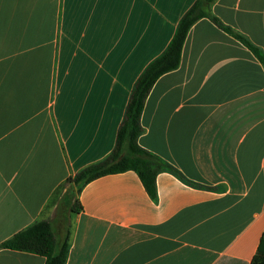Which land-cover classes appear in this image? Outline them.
Returning a JSON list of instances; mask_svg holds the SVG:
<instances>
[{"label":"crops","instance_id":"0c3cea01","mask_svg":"<svg viewBox=\"0 0 264 264\" xmlns=\"http://www.w3.org/2000/svg\"><path fill=\"white\" fill-rule=\"evenodd\" d=\"M196 0H0V244L48 220L65 264H257L264 259V65L207 18L150 89L138 144L163 171L63 187L107 157L134 84ZM211 12L264 53V0ZM45 258L0 248V264Z\"/></svg>","mask_w":264,"mask_h":264},{"label":"trees","instance_id":"16d2710c","mask_svg":"<svg viewBox=\"0 0 264 264\" xmlns=\"http://www.w3.org/2000/svg\"><path fill=\"white\" fill-rule=\"evenodd\" d=\"M214 1L196 0L182 15L165 50L154 58L137 78L125 109L124 118L117 131L113 150L103 160L83 168L73 178L68 179L64 185L70 184L71 192L79 193L87 183L98 177L125 171L135 172L150 196L155 194L158 173L168 171L183 179L182 175L167 162L142 148L137 139L143 131L140 116L145 99L161 75L179 66L182 46L190 27L201 18L209 19L222 31L244 45L264 65V53L259 48L212 14L211 5ZM75 203L77 201L74 205ZM0 248L40 255L45 258L44 264H65L68 243L67 239L59 243L51 223L48 220H40L2 242ZM254 262L262 264L264 259L255 257Z\"/></svg>","mask_w":264,"mask_h":264},{"label":"rangeland","instance_id":"374dc122","mask_svg":"<svg viewBox=\"0 0 264 264\" xmlns=\"http://www.w3.org/2000/svg\"><path fill=\"white\" fill-rule=\"evenodd\" d=\"M63 187L66 189V192L62 196V198H64L63 205H64V210L67 212L69 207L73 206L74 202H76L77 193L75 191L71 192L70 184H66Z\"/></svg>","mask_w":264,"mask_h":264},{"label":"built area","instance_id":"2783aa9c","mask_svg":"<svg viewBox=\"0 0 264 264\" xmlns=\"http://www.w3.org/2000/svg\"><path fill=\"white\" fill-rule=\"evenodd\" d=\"M262 264H264V262H262Z\"/></svg>","mask_w":264,"mask_h":264}]
</instances>
